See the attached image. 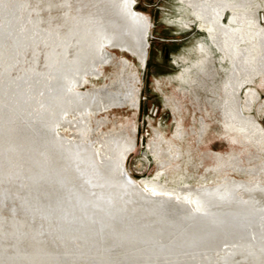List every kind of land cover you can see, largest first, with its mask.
Returning a JSON list of instances; mask_svg holds the SVG:
<instances>
[{
  "label": "water",
  "instance_id": "1",
  "mask_svg": "<svg viewBox=\"0 0 264 264\" xmlns=\"http://www.w3.org/2000/svg\"><path fill=\"white\" fill-rule=\"evenodd\" d=\"M222 44L264 79V0H179Z\"/></svg>",
  "mask_w": 264,
  "mask_h": 264
}]
</instances>
